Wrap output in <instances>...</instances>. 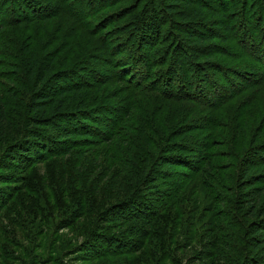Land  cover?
<instances>
[{
    "label": "trees",
    "instance_id": "1",
    "mask_svg": "<svg viewBox=\"0 0 264 264\" xmlns=\"http://www.w3.org/2000/svg\"><path fill=\"white\" fill-rule=\"evenodd\" d=\"M45 1L46 3L42 0H0V43L4 42L3 44L7 47L0 51L4 54L0 58V66L10 68L5 71L8 80L15 76V73H12L14 72L13 68L17 69L19 63L22 70L26 72L25 80L18 83L22 89H15L13 93L7 92L9 94L7 96L14 99L19 95L26 101L28 95V102L21 105L23 114H29L32 111L31 119L33 123L39 125L34 130L23 128L20 132L19 143L16 146L14 143L13 148H7L3 156L11 160V165L15 169L24 170L50 157L65 154L71 148L81 145L80 141L71 137L93 135L94 140L110 141L111 147L115 148L112 151L108 149L106 155L114 159L118 157L122 159L119 152L129 155L130 151L121 148V142L117 138H133L129 132L122 133L125 129L135 131L137 137H142L145 147L141 154L144 163L143 174L146 176L141 187L145 188H140L139 192L132 195L131 200L128 197L118 202V210L114 219L125 224L143 223L146 226L152 225L156 220V215L177 199L180 192L189 185L188 181H195L199 178L208 192L211 190L219 199L220 197L210 181L217 182L223 180L222 177H225V181L227 178L230 179L229 170L233 169L232 175L236 179L233 184L235 186L233 193L237 194L235 203L239 205L240 212L236 216L232 215L230 220L235 219V221L229 220V223L242 229L244 234L241 236L239 231L238 238L230 237L237 242L233 244L234 247H231L228 242L217 241L218 244H223L233 257H229V259L219 250H215V255L218 254L231 264H264V177H262L264 171L261 172V169L264 168L263 147L259 149L263 152L262 154L256 152L257 150L250 149L251 147L245 148L241 157L232 155L236 151L231 148L228 149V152L224 148L215 150L218 143H221L220 147L227 145L225 140H217L218 132L210 129L219 128L223 122L213 118L212 110L207 114L204 108L200 110L203 111V117L200 120L197 118L201 124L196 123L197 120H194V117L191 120H186L191 115L178 118L175 124L165 115L161 118L160 115L147 113L148 115L141 114L145 116L141 120L143 124L136 125V122L140 121L136 119L137 115L133 124H128L124 128L131 112L140 109V106L136 104V96L141 93L134 89L159 90L164 92V95L170 94L168 93L169 89L171 91L177 89L176 93L173 91L174 96L181 99H204L208 101L207 104L213 107L221 106L239 95L242 86L233 87V79L235 76L240 77L243 72H235L221 67L207 55L211 52L209 50L211 45L203 43L212 38L213 32L210 33L207 29L209 26L204 23L215 19L217 15H220L219 18L226 24L232 18H239L238 28L239 32L240 29L243 30H241L243 38L240 36L237 43L246 45L247 42H250L254 47V44L256 45L258 42L263 45L260 51L264 54V0H208L212 2V5L207 0H185L189 4H185L182 0ZM190 1L194 3L190 4ZM109 9H115L113 13H116L104 17L103 20V16ZM172 13L174 16L170 20L167 18L163 21V15L168 17ZM60 16H67L73 20V23L68 18L63 19ZM57 17L61 19L56 22L58 25L39 38L42 43L39 44L40 47H33L25 39V43L20 44V39L16 38V34L12 31V27L23 22L45 20L46 18L53 20ZM162 21L163 25H161ZM111 23L113 25L110 27ZM62 25L66 30L63 32L62 38H58L61 34L57 32L56 28H61ZM77 25L87 33L99 36L97 38L100 43L102 42V47L97 46L99 52L94 54L84 49L82 57L79 55L74 57V55L65 53L67 47L72 46L68 37L70 34H76L73 33V29ZM105 26H107L106 29ZM226 28L229 31L232 30L228 24ZM32 38L37 37L33 36ZM56 43L58 46L48 49L51 44L55 45ZM196 44H200V46H196ZM77 45L74 44V47ZM22 47H24V55ZM15 48H18V52ZM92 49L95 47L90 50ZM216 51L219 56L224 55L221 47H218ZM198 52L202 53L198 54ZM60 54L64 56V59L56 67L57 56ZM108 54L112 57L117 54L115 60L112 63L110 61L118 70L116 75L120 77L128 75L127 79L133 83L115 90L112 93L113 98L118 99L119 95L124 94L130 88L133 92L130 96L119 99L124 104L113 106L112 103H99L95 112L103 113L105 116H99L98 120L109 128L108 132H102L99 127L91 126L88 122L92 114H95L94 110L87 109L84 113L83 111L77 112L72 110L71 106L76 99L78 103L87 101V96L90 93L87 94L86 90H99L110 82V79L106 77L108 73H103V66L100 64L106 61ZM67 56L73 61L71 64L67 62ZM199 56L203 59H199ZM74 61L76 62L74 63ZM139 61L142 64V71L137 66ZM56 68H61V70ZM216 70L225 74L226 85L221 82V77L216 76ZM184 73L187 76H184ZM233 74L234 78H230V75L233 76ZM110 76L113 78L114 72ZM145 76L146 78H144ZM142 78L143 81H141ZM66 79L70 80L66 81ZM148 79H151L150 82L145 84ZM185 79L186 81H184ZM162 80L164 86L163 89H159L156 86ZM154 81L155 83L151 84ZM63 82L65 84L60 85ZM188 84L193 86L195 91L193 95L188 90L190 89ZM55 87H57V91L51 93ZM98 93L99 95L94 94V98L106 100V97L109 96L107 92ZM134 95L133 100L132 96ZM0 97L2 96L0 95ZM2 103L0 98V123L4 125V119L8 113L4 111ZM156 106L157 103L150 104L151 113ZM141 110L147 112L143 108ZM97 112L96 114H98ZM44 116L48 117L44 118ZM57 120L62 121L64 126L57 123ZM113 140L116 143L115 146L111 142ZM228 145H231V142ZM223 152L227 153L225 155L227 158L232 159V164L213 162L215 157ZM214 171H217L219 176ZM2 183L9 182L0 179V185ZM147 189H153L155 197L146 198ZM11 195L12 193L6 186L1 187L0 205L7 202ZM208 207L210 205L205 206L204 209L209 211ZM182 209L188 211L184 206ZM217 213L219 217L224 216V219H227V212L225 215L221 213V210ZM202 214L203 212L200 215ZM247 217L253 220L247 223L248 220L244 219ZM205 225L210 227V231L203 234L204 232H201L198 226L199 232L196 230L195 241H192L191 244L198 243L201 247L211 246L210 243L214 239L208 240V238L220 228L217 223L213 222V218L208 219ZM148 229L144 233L146 238L150 235ZM165 236H168L169 240L164 243L157 242V248H162L164 245L166 252L170 245L171 235L166 232ZM110 238V246L102 249L100 253L126 254L137 252L146 247L145 240L142 244H138V240L123 242L120 237L113 235ZM206 253L213 255V251Z\"/></svg>",
    "mask_w": 264,
    "mask_h": 264
},
{
    "label": "rangeland",
    "instance_id": "2",
    "mask_svg": "<svg viewBox=\"0 0 264 264\" xmlns=\"http://www.w3.org/2000/svg\"><path fill=\"white\" fill-rule=\"evenodd\" d=\"M42 1L46 3L45 0ZM51 1L55 2L56 0ZM182 1L189 4L185 0ZM191 3L194 2L190 1ZM208 3L212 5L211 1ZM217 7L219 8L218 5ZM114 11L115 9H109L103 16V20L106 16L115 14ZM172 16H174L173 13L168 17L163 15V21L167 18L170 20ZM60 17L53 20L46 18L45 20L23 22L12 27V31L16 34V38L20 39V44L25 43V39L33 47H38L41 43L39 38H42L48 30L54 29L58 25L56 22L61 20ZM219 17L220 15H217L215 19L204 23L210 27L206 28L209 29L210 33L213 32V36L203 44L211 45L209 49L211 52L207 53L211 60L217 62L221 67L235 72H243L242 77L230 75V78L235 76L233 87L242 86L239 95L221 106L213 107L207 104L208 101L204 99L178 98L174 96L177 89H172L175 93L169 89L168 93L170 94L168 95H164V92L159 90L134 89L141 93L136 96V104L140 106V109L131 112L124 128L128 124H133L137 115L136 119L140 121L136 122V125L143 124L141 120L145 116L141 114L160 115L161 118L165 115L168 120L175 122V124L178 118L191 115L186 120H191L194 117V120H197L196 123L201 124L197 118L200 120L203 117V111L200 110L204 108L207 114L212 110L213 118L223 122L219 128L210 129L218 132L217 140H225L227 145L220 147L219 144L221 143H218L215 150L224 148L228 152V149L231 148L236 151L232 155H239V157L243 155L245 148L250 147L252 150H257L256 152L259 154L263 153L259 150L261 147L264 148V54L260 51L263 45L256 42L257 44H254L253 47V43L250 42H247L246 45L237 43L240 36L243 38L241 35L243 30L240 29L239 32L238 28L239 18L236 17L231 20L228 18L230 22L227 24L232 28L229 31L226 28L227 24ZM61 18L67 19L68 17L62 16ZM71 21L73 23V20ZM163 21L161 25H163ZM112 25L113 23L110 24V27ZM56 29L61 34L58 38H62L63 32L66 30L65 26L62 25L61 28ZM73 33L76 34H70L68 37L72 46L70 45V48L68 46L65 53L74 55V57L77 55L82 57L85 50L94 54L99 52L97 46L102 47V42L100 43L97 38L99 36L87 33L78 25L73 29ZM33 36L37 38H32ZM224 38L226 40H223ZM247 38L249 39L248 36ZM16 42H18L17 39ZM3 43H0V51L4 47L7 49ZM74 44H80V47L78 45L74 47ZM19 45H17L18 48ZM55 46H58V43L51 44L48 49L50 50ZM196 46H200V44H196ZM94 47L95 49L90 50ZM218 47L224 51L222 57L217 54ZM18 48H15L17 52ZM22 53L25 54L24 47H22ZM201 53L198 52V54ZM2 55L4 56L0 53V58ZM62 56L61 54L57 56L56 67L59 62H63L64 56ZM116 57L117 54L114 57L108 54L106 61L112 63ZM199 59L203 58L199 56ZM106 61L100 64L103 66V73H108L106 77L110 79V82L99 90H86L87 94L90 93L87 96V101L78 103L77 99L74 100L71 106L72 110L83 111L84 113L88 109L95 112L101 102L112 103L113 106L124 104L119 99L130 96L133 92L130 88L124 94L119 95L118 99L113 98L112 93L115 90L133 83L127 79L128 75H121V77L116 75L118 73L117 68ZM67 62L71 64L73 61L67 56ZM137 66L142 71L140 61ZM56 69L61 70V68ZM8 70L10 68L0 66V95L2 96L0 98L3 102L4 111L8 113L4 119L5 124L1 125L0 123V179L9 182L2 183L0 188L6 186L12 195L7 202L5 201L6 203L0 205V264H231L218 254L215 255V250H219L227 258L233 257L230 251L223 244H218L217 241L228 242L231 247H234L233 244L237 242L232 238H238L239 231L241 236L244 234L242 229L232 226L233 223H229L232 215L235 214L236 216L240 212L239 205L235 203L237 194L233 193L235 190L233 184L236 180L232 175L233 169L229 170L230 179L227 178L225 181V177H222L223 180L210 181L220 197L219 199L211 190L208 192L201 184V180L197 178L195 181H188L189 185L180 192L177 199L174 200L175 202H171L160 214L156 215V220L152 225L125 224L114 219L118 210V202L128 197L131 200L133 194L139 192L140 188H145L141 187L144 178H146L143 174L144 163L141 158L145 149L142 137H137L135 131L125 129L122 134L129 132L133 138L119 137L117 139L121 142V148L130 151L129 155L120 151L119 155H122V159L120 157L114 159L106 155L108 149L111 151L115 149L111 147L110 141H96L93 135H88V137L76 135L71 138L80 141L81 145L71 148L67 153L50 157L24 170L15 169L11 165V160L3 156L7 151L6 149L13 148L14 143L15 146L19 143L21 140L19 138L20 132L23 128L34 130L39 125L33 123L32 111L29 114H23V106L21 105L28 102V95H25L26 101L19 95L14 99L7 96L9 95L7 92L13 93L15 89L20 90L19 88L22 86L18 83L25 80V70H22L19 63L17 69L13 68L14 72L12 73H15V76L10 80L6 78L8 75L5 74V71ZM3 71L4 73H2ZM112 72H114L113 78L110 76ZM215 73L216 76L222 78L221 82L226 85L225 74L218 72V70ZM183 75L187 76L186 73ZM150 80L148 79L145 84ZM66 81L65 83H67ZM163 82L162 80L156 87L163 89ZM154 83L155 81L151 84ZM188 87L193 95L195 92L193 86L188 84ZM56 89L57 87L53 88L51 93L56 92ZM227 90L229 89L227 88ZM98 92H107L109 96L106 97V100L94 98V94L99 95ZM132 97L134 100L135 95ZM154 103H157V106L151 113L150 104ZM141 108L147 112H142ZM96 112L88 120L89 124L99 127L102 132H108L109 128L98 120L99 116L104 117L105 114L98 112L96 114ZM46 117L44 116V118ZM57 123L64 126L60 120H57ZM111 142L114 146L116 145L114 140ZM229 142L231 145H228ZM11 145L12 147H10ZM116 148L119 147L116 146ZM226 154L225 152L219 153L213 162L232 164V159L227 158ZM263 171L264 168L261 169V172ZM214 172L219 176L217 171ZM153 192V189H147L145 197H155ZM207 205H210L209 211L204 209ZM183 206L188 211L183 210ZM220 210L223 215L227 212V219H224V216L219 217L217 212ZM202 212L203 214L200 215ZM212 218L220 229L213 232L208 238V240L214 239L210 243L211 246L201 247L198 243L191 244L192 241H195L194 236L198 226L201 232H204L203 234L210 231V227L205 223ZM244 219L248 220L247 223L253 220L248 217ZM230 221L234 222L235 219ZM147 229L150 230V235L146 238L144 233ZM197 231L199 232V229ZM166 232L171 235V241L165 252L164 245L162 248H157V242L162 241L164 243V241L169 240L168 236H165ZM112 235L120 237L123 242H136L138 240V244H142L145 240L147 244L145 242L146 247L137 252L118 255L107 252L100 253L102 249L110 246L109 239ZM212 251L213 255H207L206 252Z\"/></svg>",
    "mask_w": 264,
    "mask_h": 264
}]
</instances>
